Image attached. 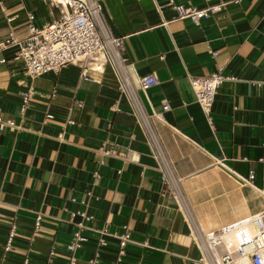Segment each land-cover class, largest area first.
Instances as JSON below:
<instances>
[{"label":"crops","instance_id":"obj_1","mask_svg":"<svg viewBox=\"0 0 264 264\" xmlns=\"http://www.w3.org/2000/svg\"><path fill=\"white\" fill-rule=\"evenodd\" d=\"M223 1L102 0L189 216L168 194L110 67L88 64L91 80L82 78L85 63L31 78L15 60L18 46L0 53V116L17 127L0 130V264H199L192 226L208 233L264 212V0L197 23L174 9ZM58 16L45 0H0V42ZM218 71L234 81L207 116L189 79ZM148 75L158 85L141 92Z\"/></svg>","mask_w":264,"mask_h":264},{"label":"built area","instance_id":"obj_2","mask_svg":"<svg viewBox=\"0 0 264 264\" xmlns=\"http://www.w3.org/2000/svg\"><path fill=\"white\" fill-rule=\"evenodd\" d=\"M45 1L54 11L59 12L58 19L41 29L31 26L29 35L23 40H16L13 34L9 35L0 42V53L10 46H18L19 51L15 60L22 63L25 73L31 78L49 72L58 73L67 66L85 63L82 78L91 80L88 76L90 69L88 64L95 62L110 67L116 74L120 91L127 97L133 115L144 130L150 148L153 149L152 155L158 162L168 194L175 199L185 215L189 216L179 181L174 174L171 175L170 163L161 158L152 140L151 117L143 109L138 90L130 83L127 63L123 55V39L115 36L107 26L103 18L102 0ZM240 2L241 0H225L202 9H185L183 6H174V9L180 17H189L197 23L201 19L219 14L229 5H237ZM5 63V59H0V64ZM226 81H234V79L223 75L221 71L208 77L189 79L196 95V102L207 116L211 115V107L218 89ZM157 85L156 75L144 76L138 81V89L141 92H146ZM31 97L30 91L22 94V111L28 108ZM168 108L167 104L163 105L165 111ZM208 120L211 124V119ZM4 128L15 130L17 127L13 120L4 121L0 116V130ZM254 177V173L250 172L248 181L251 182ZM245 182L247 181L242 180V183ZM191 237L200 251L199 264H237L239 260H246L251 264H264V212L208 233H202L192 226ZM12 238L13 233L8 237L5 251L10 250ZM229 241L234 242L233 247H230ZM130 242L131 234L126 231L120 236V248L123 249ZM78 246L80 243L75 242L69 245L68 249L74 250ZM24 264L27 262L25 261Z\"/></svg>","mask_w":264,"mask_h":264},{"label":"bare ground","instance_id":"obj_3","mask_svg":"<svg viewBox=\"0 0 264 264\" xmlns=\"http://www.w3.org/2000/svg\"><path fill=\"white\" fill-rule=\"evenodd\" d=\"M152 140L154 141V139L152 138ZM154 144H155V146H156V143H155V141H154ZM157 148V147H156ZM171 175L173 176V174H172V172H171ZM229 244L231 245L230 247H233L234 246V242L233 241H229ZM237 264H251L249 261H244V260H239L238 262H237Z\"/></svg>","mask_w":264,"mask_h":264}]
</instances>
